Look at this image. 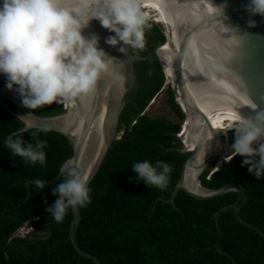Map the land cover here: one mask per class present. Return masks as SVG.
I'll use <instances>...</instances> for the list:
<instances>
[{
    "label": "trees",
    "instance_id": "trees-1",
    "mask_svg": "<svg viewBox=\"0 0 264 264\" xmlns=\"http://www.w3.org/2000/svg\"><path fill=\"white\" fill-rule=\"evenodd\" d=\"M148 23L151 27L145 29V48L128 46L131 53L144 59L133 62L136 88L127 94L119 115L120 137L112 141L88 183L92 189L91 203L79 207L77 243L95 255L100 264H264V177L257 179L249 173L247 166H242L241 156H232L214 171H211L214 162H210L200 175L206 187L236 182L246 191L238 213L257 229L241 223L233 209L223 211L219 217V246L231 257L214 247L217 238L214 216L220 207L234 202L235 192L198 199L180 189L174 205L166 201L187 156L178 150L181 147L178 133L185 113L175 99L171 81L164 89L162 104L170 113H148L147 105L164 86L165 75L171 72L163 50L159 52L161 59L154 53L166 40L161 24L167 27L169 24L152 19ZM5 83L6 78L0 74V86ZM8 108L14 110L13 104L0 97V264H94L91 259L80 256L71 244L70 210L60 223L45 210L58 198L52 195V189L62 182L63 176L55 182L44 183L42 190L35 183L26 186V180H44L57 173L62 162L72 154L70 141L50 129H29L21 138L32 144L37 140L46 141V163L25 165L4 146L5 138L24 124ZM63 110V103H53L32 111L53 115ZM235 129L229 132L231 141ZM145 160L171 165L165 189H150L143 181L137 182L132 165ZM24 224L32 230L21 235L17 231Z\"/></svg>",
    "mask_w": 264,
    "mask_h": 264
},
{
    "label": "water",
    "instance_id": "water-1",
    "mask_svg": "<svg viewBox=\"0 0 264 264\" xmlns=\"http://www.w3.org/2000/svg\"><path fill=\"white\" fill-rule=\"evenodd\" d=\"M177 1L179 5L174 13L173 27L166 28L167 26L161 24L166 40L154 50L160 59L159 52L163 50L160 48L166 46L165 44L169 43L174 51L173 59L170 61V71L173 77L170 84L174 86L175 99L185 113V119L178 133L181 142L178 150L187 153V156L174 189L166 201L174 205V197L180 189L198 199L235 192L234 202L220 207L214 216L217 230L214 247L218 252L231 257L219 246L221 236L219 217L223 211L233 209L236 218L241 223L257 229L242 219L238 213L245 200L246 191L241 184L236 182L226 183L219 187H206L201 183L200 175L210 162H214L211 168V171H214L223 161L232 157L234 140L229 139V132L237 128L240 121L244 119L239 110L226 106L218 98L214 90L216 83L228 82L246 101V104L250 105L255 114L264 110V17L249 16L244 8L248 0ZM192 2L195 8L192 7ZM2 3L3 0H0V5ZM67 6L70 9L77 7V0H68ZM101 11H104L103 0H89V15L92 12ZM250 19L256 22L255 27H248ZM173 31L177 44L173 38ZM93 34L98 37V48L102 49L107 56L114 58V61L109 65V71L100 77L93 93L78 97L71 103L64 102L62 112L53 115L37 114L25 108L15 92L8 90L5 86H0V97L8 99L14 106V110L8 108L13 115L23 122L31 123L32 128L59 132L70 141L72 154L62 162L59 169L61 166L68 165L81 172H86L90 175L88 183L100 167L112 141L120 137L119 115L125 105L127 94L131 89L136 88L133 62L144 59L138 54L131 53L128 46H125V54L119 52L118 49L123 46L122 43L116 46L105 43L107 37L114 36L115 33L105 29L97 19H91L82 30V35L86 38ZM197 42H201L203 47H198ZM193 44H196L199 49L195 50L196 55L201 57L203 110L191 97L184 75L187 71L185 62L189 60L187 55L190 45ZM161 64L165 71L162 61ZM191 70V73L188 71L190 75L187 74V76H192L194 79L193 69ZM23 127L24 124L19 129ZM253 146L256 147L255 144ZM59 169L53 177L44 179L43 182L50 183L60 179ZM34 181L26 180V186L29 187V184ZM69 210L72 215L69 239L74 250L80 256L91 259L94 264H100L95 255L82 249L77 243L76 230L80 221L79 206L70 207Z\"/></svg>",
    "mask_w": 264,
    "mask_h": 264
},
{
    "label": "clouds",
    "instance_id": "clouds-1",
    "mask_svg": "<svg viewBox=\"0 0 264 264\" xmlns=\"http://www.w3.org/2000/svg\"><path fill=\"white\" fill-rule=\"evenodd\" d=\"M67 3L68 0H3L0 5V74L6 78L5 87L18 95L25 108L35 110L53 103H71L96 90L114 58L98 48L95 34L87 38L82 35L91 19L99 20L105 29L115 33L105 43H122L119 52L125 54V46L145 48V29L151 25L142 10L144 0H103L104 11L91 15L89 0H77L78 6L71 9ZM244 8L249 16L264 17V0H248ZM255 26L256 22L250 19L248 27ZM23 123L22 129L5 138L4 146L25 165L38 162L44 166L47 142L24 141L21 137L33 125ZM261 138L264 110L240 121L232 144V156H241L242 166H247L257 179L264 177V143L257 144ZM171 171V165L159 160L155 164L145 160L132 165L137 182L143 181L150 189H165ZM59 173L63 180L52 189V195L58 198L45 209L57 223L63 221L70 207L90 204L92 191L88 173L68 165L61 166ZM34 183L40 190L45 187L43 180L36 179Z\"/></svg>",
    "mask_w": 264,
    "mask_h": 264
},
{
    "label": "bare ground",
    "instance_id": "bare-ground-1",
    "mask_svg": "<svg viewBox=\"0 0 264 264\" xmlns=\"http://www.w3.org/2000/svg\"><path fill=\"white\" fill-rule=\"evenodd\" d=\"M146 1L149 2L150 4L157 6L159 9L164 11L162 12L164 15V16L162 15V19H163L162 21L168 22L169 24L168 26L173 27L174 13H176V11L178 10V5H179V2L177 0H146ZM192 5H193L192 7L195 8V5L193 2H192ZM175 6H176V9H175ZM173 35H174L173 38H174L175 44H177L174 31H173ZM197 44H198V47H203L201 42H197ZM166 46L163 49V54L166 56L167 62L171 64L170 61H172L173 59L174 51L169 44ZM196 49L199 50L196 44L190 45L189 53L187 55V59L189 60L185 62V66L188 69L186 68L187 71L184 75L186 77V82L189 86L188 90H189L191 97L194 99V101L197 102V104L203 110L204 101H203V95L201 92V70H200L201 57L196 55V52H195ZM191 69H193L194 79L192 78V76H187V74L190 75L189 72ZM168 82L169 81L166 78L164 86H166ZM214 90L218 98L226 106L239 110L242 113L244 119L255 116V113H254L255 111L252 108H250V105L246 104V101H244V99L240 97L239 94L236 93L234 88L230 84H228V82L216 83Z\"/></svg>",
    "mask_w": 264,
    "mask_h": 264
},
{
    "label": "rangeland",
    "instance_id": "rangeland-1",
    "mask_svg": "<svg viewBox=\"0 0 264 264\" xmlns=\"http://www.w3.org/2000/svg\"><path fill=\"white\" fill-rule=\"evenodd\" d=\"M142 8H143L142 10L145 12V14L148 16L149 19H152L158 23L163 22L162 21L163 20L162 19V15H163L162 12H164V11L159 9L157 6H153V4H150L149 2L144 0ZM166 28H168V27H166ZM167 33H168V31H166V34ZM168 36H170L169 33H168ZM166 78L168 79V81H172V74L168 73ZM166 86L162 85L159 92L150 100L149 104L147 105L149 114L159 115V114H169L170 113V111H168L167 108L162 107V104L164 103V97H165L164 89L166 88ZM263 140H264V138H261V140L257 141V144L262 143ZM257 144H255V145H257ZM31 230H32V227L24 224L18 229L17 232L20 233L21 235H25L26 233L30 232Z\"/></svg>",
    "mask_w": 264,
    "mask_h": 264
}]
</instances>
